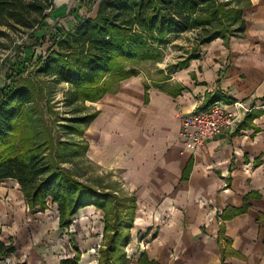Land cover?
<instances>
[{
    "label": "crops",
    "instance_id": "0c3cea01",
    "mask_svg": "<svg viewBox=\"0 0 264 264\" xmlns=\"http://www.w3.org/2000/svg\"><path fill=\"white\" fill-rule=\"evenodd\" d=\"M69 2L52 0L58 10ZM64 20V29L76 22ZM242 20L241 36L203 45L190 39L187 52L175 56L160 82L140 74L139 65L149 60L122 61L121 74L130 69L137 74L120 82L106 74L107 92L95 102L77 103L97 112L83 127L86 159L116 175L136 201L125 248L137 255L133 264L141 255L151 264H264V0H248ZM186 35L191 34L181 36ZM207 102L226 108L241 103L250 111L215 139L184 147L182 117L205 110ZM10 185L19 189L15 181L1 182L0 196ZM101 213L88 207L71 221L95 220ZM0 240L15 248L0 264H59L75 251L79 257L85 253L79 263L98 261L87 252L91 241L73 245L74 255L62 257L50 245L48 252L38 251L26 234L0 230Z\"/></svg>",
    "mask_w": 264,
    "mask_h": 264
},
{
    "label": "trees",
    "instance_id": "16d2710c",
    "mask_svg": "<svg viewBox=\"0 0 264 264\" xmlns=\"http://www.w3.org/2000/svg\"><path fill=\"white\" fill-rule=\"evenodd\" d=\"M91 2L94 17H80L68 29L58 28L50 36L51 46L41 55L36 47L44 35L38 28L49 29L44 19L46 12L52 11V0H0V47L9 31L32 32L27 44L24 42L29 58L21 64L18 57L0 61V75L9 80L0 89V183L15 181L31 212L54 208L61 229L68 228L80 210L93 207L101 211L104 246L98 251L97 264H126L124 250L130 242L136 201L131 195L117 194L109 184L83 181L66 167L85 158L88 144L81 139L84 129L79 126H87L97 112L64 119L66 123H47L51 112L48 85L68 86L66 106L95 102L107 92V83L102 81L106 74H116L114 82L137 74L134 69L121 74L125 68L122 61H155L169 43L185 33H190L197 45L241 36L242 10L248 0ZM24 63L31 67L30 76L18 68ZM213 103L207 102L204 108ZM65 136L78 138L75 142ZM14 252L12 242L7 245L0 240V259ZM79 261L75 251L59 264ZM137 264L151 263L141 255Z\"/></svg>",
    "mask_w": 264,
    "mask_h": 264
},
{
    "label": "rangeland",
    "instance_id": "374dc122",
    "mask_svg": "<svg viewBox=\"0 0 264 264\" xmlns=\"http://www.w3.org/2000/svg\"><path fill=\"white\" fill-rule=\"evenodd\" d=\"M94 11V3L91 2V0H70V2L66 4L65 8L59 10L55 9L53 6L51 12H46L47 14L44 19L49 27L47 32L39 30L42 27L38 28V32L40 34L43 33L44 35L42 43L36 47L38 54L43 55L46 53V50L49 49V46L52 44V38L50 36L58 28H62L63 24L65 23V18H68V20L69 18H71V20H77L80 17L92 18L94 17ZM30 35L32 36V32L22 29H18L17 31H9L8 36L1 41L0 61L3 60L7 63L14 60V57H18L20 59L18 62L21 64L23 60L29 58L31 53L25 51V47L27 45H25L24 42L27 44V38ZM190 39H192V35L180 36L179 38L174 39L173 44L161 51L160 55L162 57L159 56L157 59L159 60L158 63L157 60H155L143 63V65H139L138 70L140 71V74H142V76L150 82H160L163 79V71L166 70L167 65L174 62L173 60L175 56L177 54L187 52L186 49H188V44L191 42ZM164 53L165 55H163ZM18 68L23 69V72H26L24 73L26 76H30L28 71H30L31 67H28V64L24 63V66L22 65L21 67L20 65ZM8 81H5L4 76L0 75V89L3 86V83ZM69 91L70 89L68 86L64 84L57 83L48 85L46 96L50 101L49 106L51 108V112L47 123H52L54 121L66 123L62 121L64 119L68 121L70 118L82 117L83 115L92 113L93 108L90 105L82 106L75 103L73 106H66L67 104L65 103V100ZM44 102L45 100L43 101L42 98V103ZM78 108L81 109L80 112H77ZM83 127L84 126L80 125L79 129H83ZM77 138V136L64 137V139H72V141L75 142L77 141ZM81 139L87 138L81 137ZM66 167L74 171L75 174L83 181L92 182L95 183V185H97L100 181L102 185H111L117 194H125L121 184L118 182L117 178H115L116 175L101 172L100 169L96 167L90 160L86 159V157L71 163V165L67 164ZM5 192H7V194H2L0 196V220L3 221L0 223V230L9 232L11 235L16 233L24 235L26 234L27 238H30L33 245L37 246V250L39 248L38 251L43 249L42 252H48L44 249L46 245H48V247H56V249L59 251V255L62 257L66 256V254L67 256L74 255L72 247L73 245L80 243L82 245L91 241L92 244L90 247H88L87 252H91L94 259L98 260V251L104 246L103 236L101 235L103 229L102 213V216H99L100 218L98 219H96L95 214V220H91L93 216H89L86 220H83L84 218H76L75 220L71 221V224H73L66 230H57L56 214L54 208L49 207L48 210L43 213H34L24 207L25 204L22 202L23 199L21 198L19 189L15 188L14 185L6 186ZM8 193H10V195H8ZM25 240V237H23L22 242ZM131 245H136V243L133 242ZM77 247H79L78 249L80 250V253H83L84 247L80 245ZM124 251L125 255L127 257L129 256L130 258L127 264H133V257H136L137 255H132L130 248H127ZM127 251H130L129 254ZM83 254H81L80 258L83 256ZM79 264H82V262Z\"/></svg>",
    "mask_w": 264,
    "mask_h": 264
},
{
    "label": "built area",
    "instance_id": "2783aa9c",
    "mask_svg": "<svg viewBox=\"0 0 264 264\" xmlns=\"http://www.w3.org/2000/svg\"><path fill=\"white\" fill-rule=\"evenodd\" d=\"M250 110L241 103L230 108L213 103L203 111H195L181 119L180 138L184 147L199 146L218 137L224 130L233 129Z\"/></svg>",
    "mask_w": 264,
    "mask_h": 264
}]
</instances>
